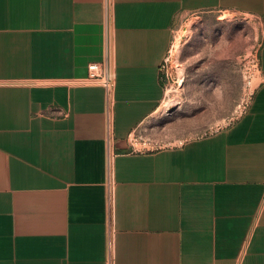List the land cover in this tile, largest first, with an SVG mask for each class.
I'll list each match as a JSON object with an SVG mask.
<instances>
[{
	"label": "crops",
	"instance_id": "0c3cea01",
	"mask_svg": "<svg viewBox=\"0 0 264 264\" xmlns=\"http://www.w3.org/2000/svg\"><path fill=\"white\" fill-rule=\"evenodd\" d=\"M258 17L261 83L231 126L134 152L181 15ZM112 59L117 155L89 65ZM264 264V0H0V264Z\"/></svg>",
	"mask_w": 264,
	"mask_h": 264
},
{
	"label": "rangeland",
	"instance_id": "374dc122",
	"mask_svg": "<svg viewBox=\"0 0 264 264\" xmlns=\"http://www.w3.org/2000/svg\"><path fill=\"white\" fill-rule=\"evenodd\" d=\"M262 40L258 17L222 9L181 15L162 65L165 98L135 134L177 143L231 126L261 81L256 59Z\"/></svg>",
	"mask_w": 264,
	"mask_h": 264
},
{
	"label": "built area",
	"instance_id": "2783aa9c",
	"mask_svg": "<svg viewBox=\"0 0 264 264\" xmlns=\"http://www.w3.org/2000/svg\"><path fill=\"white\" fill-rule=\"evenodd\" d=\"M167 60V59H166ZM256 68L261 78V65L259 56L256 59ZM89 72L86 78V83L93 85H102L107 92V107H106V146H107V169H108V188H109V202L111 208L114 203L115 194V159L117 155L116 149V136H115V112H114V89H115V72L112 63V59H107L103 63L94 62L89 65ZM253 76L246 77L247 86L252 88ZM261 83V81H260ZM259 83V84H260ZM258 87V86H257ZM256 90V89H255ZM255 91L253 92L254 96ZM252 97L246 99L242 104L241 115L242 116L250 107ZM239 116V117H240ZM238 117V118H239ZM136 129L130 134L129 142L131 149L134 152H154L164 148L183 146L188 140H179L177 143H165L164 141H158L154 139L139 137L136 134ZM108 255L109 263L115 264V230L112 231L108 239Z\"/></svg>",
	"mask_w": 264,
	"mask_h": 264
},
{
	"label": "bare ground",
	"instance_id": "6f19581e",
	"mask_svg": "<svg viewBox=\"0 0 264 264\" xmlns=\"http://www.w3.org/2000/svg\"><path fill=\"white\" fill-rule=\"evenodd\" d=\"M180 44H181V43H180ZM175 49H176V48H175ZM175 49H174V50H175ZM171 103H173V102L170 100V101H169V105H170Z\"/></svg>",
	"mask_w": 264,
	"mask_h": 264
}]
</instances>
